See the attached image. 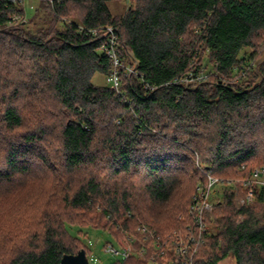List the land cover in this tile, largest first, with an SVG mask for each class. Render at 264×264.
Segmentation results:
<instances>
[{
  "label": "trees",
  "instance_id": "trees-1",
  "mask_svg": "<svg viewBox=\"0 0 264 264\" xmlns=\"http://www.w3.org/2000/svg\"><path fill=\"white\" fill-rule=\"evenodd\" d=\"M34 1L27 17L0 0V264L89 256L69 226L133 235L112 264H154L159 240L197 232L207 174L223 190L194 264H264V185L241 203L264 168V0H128L123 14L115 0ZM43 11L51 24L32 31ZM108 27L119 91L93 83L113 67Z\"/></svg>",
  "mask_w": 264,
  "mask_h": 264
},
{
  "label": "built area",
  "instance_id": "built-area-1",
  "mask_svg": "<svg viewBox=\"0 0 264 264\" xmlns=\"http://www.w3.org/2000/svg\"><path fill=\"white\" fill-rule=\"evenodd\" d=\"M8 1L17 5L25 3V0ZM11 25H13V21L11 22ZM107 29L109 33V43L103 48V50L109 54L113 63V67L107 76V82L112 89L119 91L121 85L118 67L121 62L117 53L118 37L116 35L115 28L108 27ZM134 72L135 68L129 69L130 74ZM203 77L205 76L200 78L202 79ZM193 81H195V79H193V75H191V78L186 79L187 84H191ZM253 176L254 179L245 183L246 186L250 187V190L248 191V195L244 202L254 201V185H264V168L255 170ZM222 182L223 181L219 178L207 174L206 182L200 180L197 183L196 193L193 195V201L189 208V214L194 219V227L197 232H192L193 229L191 230L189 228L188 233L186 234H179L176 232L169 238L168 241L162 242L159 240L156 244V248L152 251V255H154V264H158L159 261H161L162 264H194V255L197 253L199 246L203 243V235L208 228L207 223L204 222V216L207 212H211L213 210L218 197L216 198L212 194L214 193V188ZM227 183L231 185L233 184L230 180L227 181ZM138 231L145 235V239H147V237L155 238L156 236L155 233L148 229V227L144 224L139 225ZM116 240L119 245L118 249H116L110 242L106 243L104 249L112 255L121 256L123 258L122 260H126L134 253L133 242L136 240L135 236L129 235L127 238H119ZM171 242L172 244H170ZM147 250H149V247L144 246V248H142L141 255H143Z\"/></svg>",
  "mask_w": 264,
  "mask_h": 264
},
{
  "label": "rangeland",
  "instance_id": "rangeland-1",
  "mask_svg": "<svg viewBox=\"0 0 264 264\" xmlns=\"http://www.w3.org/2000/svg\"><path fill=\"white\" fill-rule=\"evenodd\" d=\"M24 4L27 11V17L32 16L34 14V9L37 6V2L34 0H26ZM31 4H33V6ZM128 5H129L128 0H115L113 3H111V9L115 14H123L128 8ZM50 24H51V17L46 11H43L40 13V16L34 21V23L30 25V29L33 31L40 26L47 27ZM262 44L264 45V43ZM261 62L262 61H259V65H261L260 64ZM93 83L97 85L108 84L106 77H104L103 75H96L93 79ZM223 180H225V182L229 180L231 181V179H225V178H223ZM222 190H223V185L219 184L214 188V193L212 195L214 197L215 195L220 196ZM246 197L241 200L242 204L246 203L244 202L246 200ZM238 221H241V217L238 218ZM69 230L73 235L77 236L81 241H83L84 244L88 246L87 248L89 249V251H91V253L89 252L90 254L88 256L89 264H112L115 261H118L119 259H123L121 256L112 255L106 252V250L104 249L107 242H110L116 249L119 248L117 240L112 234L105 231L96 230L93 228L91 229V227L80 228L77 226H69ZM220 264H235V262L232 258H228L222 261Z\"/></svg>",
  "mask_w": 264,
  "mask_h": 264
},
{
  "label": "water",
  "instance_id": "water-1",
  "mask_svg": "<svg viewBox=\"0 0 264 264\" xmlns=\"http://www.w3.org/2000/svg\"><path fill=\"white\" fill-rule=\"evenodd\" d=\"M60 264H89V259L84 249L77 254H66L62 257Z\"/></svg>",
  "mask_w": 264,
  "mask_h": 264
}]
</instances>
